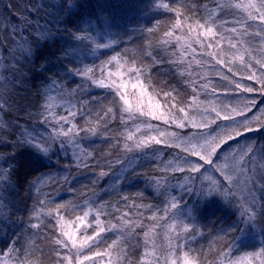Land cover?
Here are the masks:
<instances>
[{
    "label": "trees",
    "instance_id": "1",
    "mask_svg": "<svg viewBox=\"0 0 264 264\" xmlns=\"http://www.w3.org/2000/svg\"><path fill=\"white\" fill-rule=\"evenodd\" d=\"M157 1L71 0L70 6L65 0H0V104H3V111H0V167L8 168L6 161L10 159L12 173L7 183H0V252H7L8 248L15 246L19 249L18 255L21 259L27 258L33 264H56L57 257L52 241L60 236L59 225L51 216L42 214L38 219L35 212L43 208L46 213L49 208H55L58 204L64 205L60 216L66 222H74L77 215H82L80 207L91 205L103 209L107 215H102L101 219L110 220L113 224H117L122 216L144 225L156 223L151 218L154 212L158 215L162 213L160 208H164L165 190H158L154 181L161 177L168 180L179 175L171 171L164 172L163 167L169 160L187 156L181 148L168 144H152L141 150H125L124 134L145 120L138 114L135 115L136 119H129L128 113L118 110V98L113 95L112 90L97 88L85 77L75 75L76 69L90 67L93 73L89 75L101 78L106 57L102 56L100 61L95 62L91 56V39L96 32L111 33L116 42L117 53L121 55L122 52L121 56L129 61L131 67L136 66L143 70L140 79L150 92L161 93L164 106L163 91L171 93L174 99L169 98L167 108L178 117L184 115L177 111L179 108H183L189 117L195 116L199 120V113L205 107L215 106L219 110L223 105L243 107L248 100L256 101L251 111H245L244 116L235 117L236 120L249 118L254 130L244 132L242 136L228 141L218 149L216 156H213L214 163H223L224 155L232 148H243L248 144H252L257 150L264 148V127H261L264 124V92L259 90L255 81L241 79L242 76H247L243 66L232 65L233 72L236 73L233 77L227 72V68L216 64L207 55L209 52H218L219 49L201 48L194 44V57L187 56L191 67L187 69V74L184 72L181 76L180 72L184 68L178 70L176 64L169 62L172 59L171 51L178 47L175 38H171L173 44L168 52L164 51L165 46L161 44V40L165 39V31H174V36L178 34L177 29H172L175 20L180 19L183 27L189 31L188 25L194 27L197 20L203 22L202 18L206 19L209 11L219 12L216 9L218 0H168L164 3L176 11L159 8ZM239 14L235 10H226L218 18V23L220 19L227 21L217 28L219 35L226 37L220 42V48L226 51L229 48L227 37L230 36V29L235 26L234 21L242 19L238 17ZM249 24V32L253 35L245 38L248 41L245 46L256 49L252 54L259 59L258 51L264 49V41L255 35L259 31L258 22L249 21ZM41 33L46 35L38 39ZM79 35L89 38L77 40ZM25 41L28 43L25 44ZM21 45L30 48L31 54L22 53ZM239 46L238 44L237 47ZM131 47V53H126ZM149 53L152 55L149 56ZM230 58L229 55L227 59ZM247 59L245 55V60ZM197 60L201 63H196ZM223 75H228L229 80L222 79ZM233 79L244 85L254 86L257 91L245 93L238 90L231 82ZM53 81L63 87V98L56 88L49 91V85ZM206 82L209 84L207 90L203 88ZM213 88L215 93L212 92ZM47 95L56 96L57 103H65L55 109L57 116H67L68 110H78L73 122L96 129L95 135L80 133V143L85 149L82 159H75L71 148L67 154L56 150V155H51L50 159L37 158L33 150L23 143L21 133L24 129L35 130L34 134L45 136L51 131V127L40 117ZM109 108L113 112L105 115ZM93 112H96V116L92 121L84 123V117ZM121 116L126 123L121 122ZM231 123L220 119L211 124L209 129H194L187 123L181 129L175 123L165 125L163 121H155V126L176 133L180 139L175 142L180 143L181 140L187 142L202 131L207 132L218 125ZM68 126L65 125V128ZM141 133H138L137 139L144 134ZM187 158L204 164L198 157ZM255 159L260 165L264 164L257 151L247 166L252 165ZM131 160L135 161V167L123 176L119 185L123 191L116 192L115 187H112L115 177ZM184 167L187 168V165ZM208 168L212 166L204 164L201 168L203 177L207 176ZM185 173L187 170L181 172L180 177ZM256 177L257 183H264L260 177L258 179V174ZM44 179L47 181L42 182ZM218 179L227 188L236 185L228 186L220 174ZM39 183L41 184L38 186ZM73 205L80 206L75 213L72 211ZM211 209V205L203 206L200 211L201 218L208 217ZM257 223L260 228H264V213L258 215ZM34 224L40 226L34 228ZM138 229L133 234L137 245L131 248L132 251L124 261L116 258L119 264H143L140 263L142 252L138 248L142 245V238L136 239L143 231ZM143 229L148 230L147 227ZM31 232L41 236L34 239L32 251L26 248V237ZM155 232V252L161 261L168 256L170 240L177 245L182 241L166 234L163 227H158ZM88 234H92V229ZM112 240L109 237L106 244H101L100 250L112 253L115 258L120 252L119 249H109L106 246ZM204 242L206 241H200L193 249L200 253H196L199 260L204 263L212 262L219 250L216 254H206L203 251L206 246ZM179 251L177 247L175 253L179 254ZM104 258L98 257L96 261Z\"/></svg>",
    "mask_w": 264,
    "mask_h": 264
},
{
    "label": "snow or ice",
    "instance_id": "2",
    "mask_svg": "<svg viewBox=\"0 0 264 264\" xmlns=\"http://www.w3.org/2000/svg\"><path fill=\"white\" fill-rule=\"evenodd\" d=\"M71 6V0H65ZM163 8L168 9L169 11H176L171 8L168 4L160 5ZM217 11H209L207 18H202L195 22L193 27L191 24L188 25L189 34L186 39L183 35L175 37V44L178 45L176 50L171 51L170 63L176 64L178 70L183 67L184 71H187L191 67V62L185 63V54H192L194 57L195 48L192 47V44H198L201 48H213L219 49L218 52H209L208 56L212 57L216 64L227 68V72L231 73L235 77L236 73L233 72L232 65L243 66L244 70L247 72V76H242L241 79H246L249 81H255L259 85V90L264 92V49L258 51L259 59L256 56H253V51H257L252 47H246L245 44L248 41L245 38L251 37L253 33L249 32L251 25L249 21L258 22L259 31L255 35L260 36L261 40L264 41V0H224V3L216 4ZM226 10H240L242 14V19L234 21L235 25L230 29V36L227 37L229 48L226 51L223 48H220V42L223 39H226L224 36H220L217 32V28L222 27L227 21L220 19L219 23L218 18L221 14L225 13ZM182 22L180 19L175 20L172 24V29L182 28ZM151 31V29H149ZM46 33H41L38 39L44 38ZM165 39L161 40V44L165 46L164 51L168 52L172 47L173 41L172 37L174 36V31H165ZM219 36V38H217ZM89 37L85 35H79L76 37L77 40L88 39ZM207 38V43L205 39ZM235 39V42H233ZM28 42L25 41V44ZM115 40H110L107 43L97 42V49H108L112 48L115 44ZM240 45L237 47V45ZM234 50V51H232ZM21 52L24 54H31L30 48L21 45ZM149 56L152 54L149 53ZM230 55V60L227 57ZM245 55L248 59L245 60ZM122 59V58H120ZM120 59L118 55H113L109 60L105 61V66L116 62L117 73L115 75H134L135 82L131 83L133 89L139 88L142 92L147 91V87L143 80L140 77L143 75V70L140 67H129L124 69L122 74ZM227 61V62H226ZM127 63V61H125ZM196 63H201L197 60ZM184 71L180 72V75H184ZM104 70L101 69V78H94L90 73H93V69L90 67H85L82 70L76 69L75 75L85 77L91 85H94L97 88L110 89L113 91V95L118 97V110L121 113H128L129 119H136L135 113H139L141 116L151 117L155 120H162L165 125L169 123H175L178 128H185L186 123L190 124L194 129H209L211 124H215L217 120L223 119L224 121H231V124H224L222 126H217L215 129H210L207 132H200L197 135H194L187 142L181 140L180 143H176V140L180 138L176 136V133H170L166 130L159 128L158 126L153 125L152 123L145 122L143 127L145 129V134L140 138H136V133L141 132V126L137 124L134 131H129L124 134L125 143L123 145L124 149L131 152L133 150H141L152 144H168V146H174L181 148V151L186 153L187 156L180 157L175 161H168V164L163 169L164 172H184L185 170L189 172H200L201 168L204 167V164L211 165L219 172L220 176L223 177V180L230 185L239 184L241 191H248V198L245 199V203L240 205L239 211L241 216V224L251 227L256 220L257 211H256V197L254 195L253 189L256 186V179L254 176H249L247 174V164L252 162L253 157L257 154V151L260 154L261 160H264V148L255 149L252 144H248L243 148H232L231 151L227 152L224 155L223 163H214L213 156H216L217 150L220 149L223 145L227 144L228 141L234 140L236 137L242 136L244 132L253 131L251 122L249 118L244 120H236L237 116H244L245 111H251L255 106V100H248L243 104V107L240 106H231L223 105L219 110L215 106L205 107L203 112H200V119L197 120L195 116L189 117L188 113L185 112L183 108L177 109L178 112L184 113L182 117H178L171 109L167 108L168 103H170L169 98L171 93L163 91V99L165 102L164 111H156L154 109H160L161 102L156 100L155 105H149L146 110L142 109L139 106V103L136 107L127 99V88L129 87V81L122 80V82L117 83L113 79V73L108 71L107 76L103 75ZM259 73V74H258ZM191 75V73H189ZM222 79L229 80L228 75H223ZM234 83L235 88L242 90L245 93L256 92L257 88L254 86H247L240 82H236L234 79L231 81ZM209 84L206 82L203 85V88L207 90ZM54 88L57 89L58 94L63 98L64 89L62 86H58L56 81H53L49 85V91L51 92ZM212 92L215 93V89H212ZM156 96H160V92L155 93ZM174 99V97H171ZM195 99V97H194ZM57 97L53 95H47L42 111L40 112V117L43 119L45 124H48L51 127V131L48 132V135H41L39 133L34 134L35 130L29 131L24 129L21 133L23 137V143L30 149L33 150L34 154L37 155V158H51V155H56V150L64 151L67 154L68 149H72V156L79 158L84 154L85 149L80 143V133H91L95 135L96 129L93 127H84L74 123L73 120L78 114V110H68L67 116H57L55 109L57 108ZM173 107H175L173 105ZM0 111H3V104H0ZM199 111V109H198ZM113 112V109L109 108L105 112V115H109ZM82 116L83 113H80ZM72 117V119H69ZM121 122L124 121L123 116H121ZM65 125H69L65 128ZM264 127V124L261 125ZM47 131V130H46ZM155 133L154 135L152 133ZM171 141V143H169ZM128 142H131L129 144ZM231 148V145H229ZM91 155V153H88ZM198 157L199 161H203L204 164L199 162H193L187 157ZM219 159V157H217ZM182 161V163H181ZM8 168L0 167V183H7L11 177V160L6 161ZM187 165V168L184 167ZM103 175V173H101ZM260 179L264 180V164L260 165ZM235 176H243L244 181L242 183L234 181ZM206 180L210 183L205 187H201L197 194L201 197L207 198L211 197L214 194L224 197H230L233 195L232 191L226 187L219 180L213 179L211 176H206ZM196 177L185 178V185H181L184 188L186 193H192L193 189L191 185L194 184ZM155 185L159 190L163 183H166V179L161 177L156 179ZM251 185V187H249ZM260 190L264 191V183L260 184ZM165 191H167L165 189ZM125 200L127 197L124 198ZM80 206H72V211L75 213ZM64 208V205L58 204L55 208H49L45 213L43 208L38 209L35 212V216L39 217L44 214L51 216L56 220V224L59 225V238H56L52 241L55 248L57 261L56 264H85V262H91V264H97L96 258H103L108 256L107 251H101V244H106V241L109 239L107 235H102L107 232H113L117 234V239L112 240L111 244H107V248H112L118 243V241L123 238L131 237L135 233L136 228L147 227L148 230L144 232V246H145V256L146 257H155V229L157 227H163L166 234L173 235V238L179 240L180 238H185V243H188V237L185 234H188L191 230V225L184 222V219L181 217L185 215V212L180 210V204L177 201V198L169 193V199L165 208L163 209L164 216H159L157 212L153 213L152 220L156 221L151 225H144L139 222L132 220L124 219L122 216L120 221L117 224H113L110 220H102V215H107L103 209L94 208L91 205H85L80 207L82 215L76 216V222L83 227L84 231L80 233L79 239L77 238L76 231L69 232L65 231L63 227V217L60 216V210ZM126 215V214H125ZM186 215L192 217V210L188 209ZM170 216L171 219L167 223L160 225L159 221ZM91 218V219H90ZM39 224H34L32 227L38 228ZM88 229H92V234H88ZM179 229V231H177ZM234 230L241 232V236L244 235L243 230L237 226H234ZM194 233L191 238L194 239ZM237 242L239 239L234 237ZM152 246V251H149L148 246ZM179 247L177 244H173L172 241H169V252L166 259L171 260V264H176V260L180 259L181 264H199V262L192 258L188 252H184L182 257H175V249ZM225 247H228L226 245ZM66 250V251H65ZM231 251V248H229ZM19 249L15 246L7 249V252H0V264H33L32 261L27 258L21 259L18 255ZM261 253H264V249L261 250ZM224 257L228 256L227 252L221 250V253ZM258 255V254H257ZM175 257V258H173ZM248 264H251V258H243ZM220 264H241L239 260H221Z\"/></svg>",
    "mask_w": 264,
    "mask_h": 264
},
{
    "label": "rangeland",
    "instance_id": "3",
    "mask_svg": "<svg viewBox=\"0 0 264 264\" xmlns=\"http://www.w3.org/2000/svg\"><path fill=\"white\" fill-rule=\"evenodd\" d=\"M164 2H162L161 0H158L157 2V6H159V8H161L160 5L167 3L168 0H163ZM218 3H224V0H218ZM167 10V9H165ZM219 10V9H217ZM234 11V10H233ZM237 12V14L240 13V10H235ZM239 18L242 16L239 14L238 16ZM237 26V25H235ZM178 30V34H176L175 36H173L174 38L176 36H184L186 39L188 38V34L189 31H187V29H185L184 27L177 29ZM207 41V38H204ZM112 39L111 33H106V34H102L99 32H96V34H94V36L91 39V45L93 47V50L91 51V56L92 59L95 62L100 61V59L102 58V56L106 57V60H109L111 56L113 55H118V59H120V63H121V73H124V69L131 67V64L129 63V61L125 58H123L122 52L121 55H119L117 53V51L115 50V44L112 48H108V49H97L96 48V43L97 42H104L107 43ZM195 43L192 44V47L194 48ZM197 45V44H196ZM198 48V47H197ZM132 47L131 49H129V51H127L126 53H131L132 51ZM112 52V53H111ZM111 53V54H110ZM187 56L188 58H191L193 55L192 54H185V63L187 64ZM125 61H127V63H125ZM183 68V67H182ZM184 70V69H182ZM189 70V69H188ZM108 71H111L114 75H113V79H115L117 81V83L122 82V80H127L129 81V87L127 88L126 94H127V99L133 104L134 107L137 106V104L139 103V106L146 110L147 107L151 104V105H155L156 100H160L161 102V107L160 109H154L156 111H164L165 110V106L163 103V100L161 99L160 96H156L154 92H150L147 88L146 92H142L139 88L133 89L131 87V83L135 82V76L134 75H122L118 76L115 75L117 73V67H116V62H113L107 66H104V76H107ZM187 74V71H184ZM118 98V97H116ZM65 103L62 104V102L57 103V108L60 105H64ZM200 104V103H198ZM138 114L141 118H143L145 121L143 123H138L141 126V132H139V134L141 133V135L144 133L145 134V129L143 127L145 122H149L152 123L153 125H155V121H160L162 122V120H155L152 119L151 117H145V116H141L139 113H135V115ZM96 116V112L90 113L88 116L84 117V123L85 122H89L92 121V119ZM72 118V117H69ZM143 121V120H142ZM83 123V124H84ZM78 125H81L78 124ZM136 126V125H135ZM135 126L131 128V130L129 131H134L135 130ZM128 131V132H129ZM143 134V135H144ZM155 134V133H152ZM138 135V133H136V136ZM245 147V146H244ZM72 152V149H71ZM75 159H82L83 155H81L79 158L74 157ZM169 161H175V160H169ZM166 164H168V162H166ZM135 161L131 160L128 164H126L125 166H123L122 169H120V171L117 173L118 175L115 177L116 181H114V183L112 184V187H115L116 192H122L123 190L119 187L120 183L122 182L123 176L125 174H127V172H129L130 170H132L135 166ZM166 165H164L163 168H165ZM250 166V170L248 171V167ZM247 167V174L249 176H254L255 179H257L256 175L258 174V179L260 177L259 173H260V162H258L257 159H255V161H253L252 165H248ZM175 174H179L176 175L175 177L172 176V178L166 180V183H163L162 186L160 187L163 190H167L165 191V200H164V208L167 204V201L169 199V193L173 196H175L177 198V201L180 204V210L185 212V215L182 216L181 218L184 219V222L191 225V230L188 234H185L186 237H188V243H185V238L182 237L180 238L182 242H180L179 244V254L175 253V257H182L184 252H188L189 255L192 258H195L199 264H220L221 260H239L241 261V264H248L247 261H245L243 258L245 257H250L251 258V264H264V253H261V250L264 249V228H260L258 223H257V218L258 215H263L264 213V191L260 190V184L256 183L255 188L253 189L254 195L256 197V211H257V217L256 220L254 221L253 225L249 228L243 224H241V216H240V205L242 203H245V199L248 198V191L247 190H243L241 191L240 189V185L237 183L236 185H234V187H230L228 189H230L232 191L233 196L230 197H224V196H219V195H213L211 197H201L197 194L198 190L203 186L205 188H207V186L209 185V181L205 179V177L202 176L201 172H192L190 173L189 171H187V173H185L184 175H182L180 177L181 172H174ZM207 176H211L213 179L215 178L216 180H219V172L215 170V168H208L207 172H206ZM191 178V177H196V180L194 182L193 185H191L193 191L192 193H186L184 191V188L181 187V185H185V178ZM48 179V178H47ZM47 179L42 180V182L47 181ZM239 179V181L237 180ZM234 180L242 183L244 181V177L243 176H235ZM220 181V180H219ZM257 181V180H256ZM41 183L37 184L38 186ZM37 185L35 186V188L37 187ZM166 186V187H164ZM230 186V184L228 185ZM185 187H188V185H185ZM249 187H251V185H249ZM143 193V192H141ZM140 197L142 198V196L140 195ZM213 202H215L216 205L213 206ZM211 205L212 209L209 211V216H204V219L201 218V213L200 211L203 209V206H208ZM163 207L160 208V211H162V213L159 216H164V212H163ZM191 209L192 210V217H188L186 215L187 210ZM91 219V218H90ZM171 217L168 216L163 220H160V225H163L165 223L168 222V220H170ZM202 221V223H201ZM257 223V224H256ZM234 226L239 227L240 229L243 230L244 235L241 236V232H238L236 230H234ZM63 227L65 231H69V232H73L76 231L79 228V231L77 232V238L79 239V235L82 231H84L83 227H81L78 222H76V220L74 222H66L63 220ZM148 229V228H147ZM158 229V227L156 228V230ZM91 229H88V231ZM139 231H143L140 233L139 236H136V239H141L142 238V242L140 245V247L138 246V248L141 250L142 255L140 258V263L143 264H171V260L169 259H164L161 260L158 258L157 253L155 252V257H146L145 256V246H144V229L143 228H139ZM177 231H179V229H177ZM60 233V232H59ZM194 235V239L191 238L192 234ZM102 235H107L108 237H112L113 240L117 239V234H114L113 232H107L105 234ZM41 237L39 235H37L36 233H28L27 237H26V248H29L30 251H32V249L34 248V239L36 237ZM140 237V238H139ZM234 237L239 239V242H237V240L234 239ZM42 240H44L42 238ZM135 238L133 236L131 237H127V238H123L121 237V239L118 241V243L116 245H114L113 247H116L119 249V253L116 254V257L113 258L112 253H108V256H106L103 260L98 261L97 264H119L118 262H116V258L120 259V261H124L125 259H127L130 251H132L131 248H133L134 245H137L135 242ZM200 241H206L205 243V247L203 248L205 251V253L207 254L208 252L210 253H214L216 254L217 251L219 252V254L221 253V250H223L224 252L228 253L227 257H224L222 255H217L216 259L213 260L212 262H202L201 260H199V257L197 256L198 253L197 251H195V246L196 244H199ZM226 245H228V247H225ZM118 246V247H117ZM149 251H152V246L149 245L148 246ZM217 248V249H216ZM229 248H231V251H229ZM137 250V249H134ZM29 251V252H30ZM197 253V254H196ZM258 254V255H257ZM213 255V254H212ZM173 257V258H175ZM203 260V259H202ZM176 264H181V260L177 259L176 260Z\"/></svg>",
    "mask_w": 264,
    "mask_h": 264
}]
</instances>
